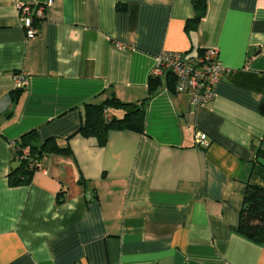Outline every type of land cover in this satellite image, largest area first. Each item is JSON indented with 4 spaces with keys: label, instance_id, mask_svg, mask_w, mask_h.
I'll return each instance as SVG.
<instances>
[{
    "label": "crops",
    "instance_id": "obj_1",
    "mask_svg": "<svg viewBox=\"0 0 264 264\" xmlns=\"http://www.w3.org/2000/svg\"><path fill=\"white\" fill-rule=\"evenodd\" d=\"M22 1L47 5L32 39ZM194 15L193 0H0V264H264L236 231L247 185L264 187V0H208L187 30ZM209 47L231 70L212 102L164 85L144 132L77 133L87 103L142 105L163 53ZM32 129L72 155L12 186L11 143Z\"/></svg>",
    "mask_w": 264,
    "mask_h": 264
},
{
    "label": "trees",
    "instance_id": "obj_2",
    "mask_svg": "<svg viewBox=\"0 0 264 264\" xmlns=\"http://www.w3.org/2000/svg\"><path fill=\"white\" fill-rule=\"evenodd\" d=\"M193 5L195 15L188 21L187 30L198 27L200 20L207 12L208 0H193ZM164 85L170 91L175 92L174 78L170 73L165 78L152 74L149 79L148 96L143 100L142 105L123 102L116 96L101 103H87L84 107V119L77 133L86 138L95 137L99 145H104L108 141L111 130L144 132L146 116L144 105ZM16 91V94L19 95L23 88H18ZM109 109H123L125 112L121 117L112 116ZM105 110L108 111L110 117L105 113ZM17 143L19 149L14 151V156L18 164L8 174L9 183L12 186L29 184L32 181L34 172L37 170L36 165L32 166V164L42 160L45 155L50 153L72 155L71 148L60 146L54 137L40 141L37 129H32L23 134L17 140ZM27 147H29L30 153L29 156L24 157V148ZM258 154L261 156L264 165V149H259ZM236 231L251 240L264 243L263 186L247 185Z\"/></svg>",
    "mask_w": 264,
    "mask_h": 264
},
{
    "label": "built area",
    "instance_id": "obj_3",
    "mask_svg": "<svg viewBox=\"0 0 264 264\" xmlns=\"http://www.w3.org/2000/svg\"><path fill=\"white\" fill-rule=\"evenodd\" d=\"M22 25L27 30L28 38L32 39L40 34V25L46 16V4H35L22 1L18 4ZM119 47H125L117 43ZM231 70L223 64L216 47L200 50L198 53L171 51L159 56L153 75L165 78L171 74L174 78L175 92L186 94L195 105H205L216 97L218 83ZM28 81L18 76L17 87L23 88ZM108 115V111L105 110ZM108 117H110L108 115ZM201 142V138H196ZM12 149H19L17 140L12 141ZM29 147L24 148V157L29 156ZM39 169L42 160L32 164Z\"/></svg>",
    "mask_w": 264,
    "mask_h": 264
}]
</instances>
